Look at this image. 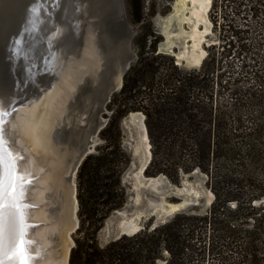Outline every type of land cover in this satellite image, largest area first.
<instances>
[{
	"label": "trees",
	"instance_id": "obj_1",
	"mask_svg": "<svg viewBox=\"0 0 264 264\" xmlns=\"http://www.w3.org/2000/svg\"><path fill=\"white\" fill-rule=\"evenodd\" d=\"M218 11H222L221 7L214 13ZM140 17L137 16V19ZM222 31V53L232 55L237 52V55H242L246 49L242 30L228 20L223 24ZM146 47L145 41L141 44L137 62L124 75L122 89L114 96L112 104L115 109L101 131L105 144L96 153L88 154L78 170L80 225L70 264H157L164 251L168 253L166 264H187L189 257L193 258L201 251L197 242L205 233L207 224L215 229L217 223H230L243 209L242 202H237L235 208L228 206L227 203L238 201L243 191L241 187L239 190L229 189L227 186L230 184H237L236 179L228 180L223 173L220 174V165L231 157V150L224 146L229 137L227 127L231 115L211 97L208 100L200 98L203 91L211 92L215 87H223L221 59L214 52H208L198 70L180 71L171 62L164 71L159 63L161 54L154 55V44L150 43L148 54L144 55ZM143 94L146 97H142ZM136 110H145L148 134L155 145L145 174L157 176L165 173L177 183L180 171L191 172L200 167L211 175L210 186L215 200L209 215L179 213L154 229L147 225L134 235H124L100 246L98 231L111 212L123 207L126 199L122 175L130 158L122 147L120 119ZM263 115L264 102L260 107V116ZM259 127L260 124H256L255 128ZM247 209L251 210L249 218H256V227L242 230L226 223L222 229L229 235L242 231L241 234L249 238L258 234V227L264 224V211L259 213L260 209L250 204V199ZM221 215L226 219H222ZM251 247L250 243L239 263L245 259L251 261L246 258L247 255L257 257Z\"/></svg>",
	"mask_w": 264,
	"mask_h": 264
},
{
	"label": "water",
	"instance_id": "obj_2",
	"mask_svg": "<svg viewBox=\"0 0 264 264\" xmlns=\"http://www.w3.org/2000/svg\"><path fill=\"white\" fill-rule=\"evenodd\" d=\"M98 3L100 13L96 15L87 13L91 6L90 0H0V99L7 105V108H2L3 111L12 114L17 108L37 101L48 88H51L67 62L77 57L82 51L89 27H92L96 33L103 57L102 68L95 78L86 76L79 84L72 105L80 106V112L85 111L89 118L93 112L104 110L112 94L122 88L126 71L137 59L129 49V43L136 31L131 30L125 20L123 0H98ZM109 11H113V19L120 32L118 38L111 37L107 41L99 29ZM59 30L61 33H58ZM72 54H75L74 58ZM118 75L120 77L117 80ZM85 92H88L86 97H84ZM86 98L88 102L82 105V101ZM142 115L141 112H135L127 116L130 129H135L128 138L129 142L137 143L136 149L135 147L129 149L131 162L123 174L124 183L128 185V201L125 207L113 211L111 217L105 220L98 235L100 242H111L124 235L136 234L145 228L142 224L143 219L152 218V229H154L169 221L178 211L203 213L212 204H205L206 196L204 195V201L202 202L200 197L199 204L188 205L172 213L161 210V204L167 207L169 203L165 200V196L173 193L179 195L177 193L179 187L169 185L163 174L154 177L146 176L145 172L151 162L152 153L150 150V156H147L141 145L143 128L148 137L145 116L143 115L142 123L139 120ZM7 117L4 119L8 122ZM75 124L79 126L78 122ZM106 125V120L92 123L90 119L84 129L74 130L77 134L76 138H70L66 142L68 148H74L76 151L66 177L74 184L77 208V226L70 234L72 245L69 257L75 246L72 234L79 228V202L75 179L82 162L92 152V136L98 135ZM63 130L64 124L59 128L61 142H64L60 133ZM13 153L19 158L17 160L19 170L18 162L21 157L14 151ZM18 174L21 175L19 171ZM128 180L132 183L135 181L136 185L128 183ZM25 181L26 194L27 186L32 183V180L25 177ZM156 181L159 182L155 185ZM137 190L143 194L141 205L139 197H136ZM179 196L184 198L183 194ZM192 197L195 198V196ZM21 203L26 206L23 209L25 223L29 226L28 235L34 242L35 248L36 243L31 233L39 223L29 218L30 209L35 205L28 201L26 195ZM139 214L140 217H138ZM128 215L138 223V229L131 234L125 231L127 228L124 227L125 224H122L130 219H125ZM32 255L33 264H37L36 262L40 259L39 253L35 251Z\"/></svg>",
	"mask_w": 264,
	"mask_h": 264
},
{
	"label": "rangeland",
	"instance_id": "obj_3",
	"mask_svg": "<svg viewBox=\"0 0 264 264\" xmlns=\"http://www.w3.org/2000/svg\"><path fill=\"white\" fill-rule=\"evenodd\" d=\"M175 1L176 0H123L125 20L128 22L131 30L136 31V34L129 43L130 51L137 57L131 66L135 64L139 58L141 44L146 41L147 47L145 48L144 55H147L150 42L153 41L155 42L154 55L161 54L159 63L164 71L170 67L171 62H173L174 66H177L178 70L185 72H192L201 67V65L198 67H191L185 63H179L177 62L178 60H176V56L172 53L164 52L160 49V47L164 45L166 37L158 28L159 22L164 21L173 13V4ZM219 7H221L222 11H218L217 14H215V9ZM224 13L226 17H224ZM140 15V19H137V16ZM209 20L210 27L207 29L205 37L203 38L202 48L205 50L206 54L208 52H214L217 58L221 59L222 69L220 72L222 74L221 84L223 87L219 88V86L217 88L214 86L215 88L211 92L203 91L202 97L200 98L202 100H208V98L211 97L213 102H217L222 106L221 108L223 110L228 111V114L231 115L227 127L229 137L228 140H225L224 144L225 147L231 150V157L229 161H227L228 163L226 162L220 165V174L223 173L222 175H225L228 180L236 179L235 182H237V184L235 183L233 186L230 184L227 186L229 189L233 187L239 190L241 187L243 191L240 193L238 201H231L227 203L228 206H230V208H235L240 202H242L244 206L236 220H231L230 223L228 221H223L221 224L217 223L215 229L207 224L205 233L198 238L199 241L197 242L201 247V251L198 250L200 252L193 258L189 257L187 264H264V224L258 227L259 230L258 232L256 231L258 234H255L251 238L245 234H241L242 231L238 234L229 235L222 229L226 223L242 230L246 228L252 229L253 226L256 227V220H254L256 218L253 216L249 218L250 214L248 213L251 211L247 209L249 199L250 204L255 206L256 209H260L259 213L264 211V131L263 128L261 129V125L264 124V115L260 116V107L264 102V0H212ZM228 20H232V23L242 30L241 37L244 42H246V49L242 55H237V52L235 53L236 55L233 53L229 55V52L222 53L224 44L222 27ZM184 27L188 29L186 24H184ZM200 30H203L202 25L200 26ZM188 44H190V42H188ZM178 49L177 45L173 47L175 54ZM160 71L163 73V70ZM120 90L112 94L110 101L105 105L103 111L93 112L90 118L86 115L85 111L80 112V106H76L74 112L79 111L78 116H76L74 122L70 125H64L63 132H60L62 140L66 143L70 138H76L77 134L74 130L84 129L86 123L90 121V119L92 123L99 120H106L108 124L112 117L113 110L115 109L112 101L114 100L115 94L119 93ZM87 95L88 92H85L84 97ZM142 97H146L145 94H143ZM86 102H88V98L82 101V105H85ZM135 112L143 113L146 124L145 110L130 111L129 113ZM129 113L120 119V130L122 147L129 155L130 164L131 156L129 149L131 147H135L136 149L137 143L136 141L130 143L128 139L135 130H131L128 124L127 116ZM237 119L239 121H237ZM76 122L79 124L78 127L75 124ZM255 123L258 124V126L260 124V127L255 128ZM255 129L259 130V132H255ZM101 131L98 135L92 136L93 147L91 153H96L98 148L105 144ZM148 138L153 156L155 145L151 141L149 134ZM159 174L165 176V181L169 185L179 187L177 192H180L187 186H191L192 191L199 193L198 199L201 197L202 202L204 201V190L210 191L213 193L212 195H214L212 197V204L208 207L206 212L195 213L194 211L187 212L186 210L178 211L173 214L170 219L179 213L199 216L209 215V210L215 200V194L210 186V174L204 172L200 167L194 168L191 172L180 171L177 183L173 182L165 173ZM75 181L77 183V177ZM127 182L136 185L135 181L132 183L131 180H128ZM122 183L126 190V199L123 205V207H125L128 201V185L124 183L123 175ZM142 195L143 194L139 190L136 191V197H139L140 205L143 201ZM165 200L174 204H179L183 201L182 196L175 193L166 195ZM196 204H199V201H197ZM111 213L106 219L111 217ZM258 214H256L257 217ZM129 218V215L125 217V219ZM221 218L226 219L223 215H221ZM142 224L144 227L149 225L148 227L152 229V218L143 219ZM78 229L72 234L75 245ZM98 242L100 246L109 243L107 241L100 242L99 237ZM250 243L252 245L251 250L257 257L254 256L252 258L251 255H247L246 258L251 259V261L245 259V261L243 260L239 263L240 260L243 259L242 254H244V251L246 252ZM162 256L163 258L159 259L157 264H166L168 253L164 251ZM68 264H70V257Z\"/></svg>",
	"mask_w": 264,
	"mask_h": 264
},
{
	"label": "bare ground",
	"instance_id": "obj_4",
	"mask_svg": "<svg viewBox=\"0 0 264 264\" xmlns=\"http://www.w3.org/2000/svg\"><path fill=\"white\" fill-rule=\"evenodd\" d=\"M211 3L212 0H176L173 13L161 21L158 27L166 37L160 49L172 53L179 63L191 67L200 66L207 55L202 48V42L210 27ZM90 11L100 12L98 0H91L88 12ZM184 24L188 29H185ZM201 25L203 30H200ZM58 33H61V30ZM176 45L179 49L175 54L173 47ZM74 56L75 54H72L73 58ZM102 62L96 33L89 27L82 51L67 62L53 86L37 101L17 108L7 117L5 130L10 146L21 157L18 162L19 172L32 180L27 186L26 197L35 205L30 209L29 218L39 223L31 233L36 243L35 251L40 256L37 264H68L72 245L70 234L77 226V208L74 184L66 177L76 151L59 140V128L63 124L70 125L78 116L77 112H74L76 107L72 105L78 86L86 76L95 78L102 68ZM119 77L120 75L117 80ZM0 104L2 108H7L1 99ZM143 118V115L139 118L141 123ZM141 142L147 156H150V143L144 128ZM158 182L156 181L155 185ZM203 192L206 196L205 204L210 205L212 193L207 190ZM177 193L184 195L183 201L179 204L168 203L167 207L161 204L163 212H176L196 204L199 200V193L192 191L191 186ZM122 224H125L128 234L138 229L134 218Z\"/></svg>",
	"mask_w": 264,
	"mask_h": 264
},
{
	"label": "snow or ice",
	"instance_id": "obj_5",
	"mask_svg": "<svg viewBox=\"0 0 264 264\" xmlns=\"http://www.w3.org/2000/svg\"><path fill=\"white\" fill-rule=\"evenodd\" d=\"M8 115L0 105V264H33L34 242L25 223L26 206L21 203L26 195V181L18 174L19 158L9 145L4 119Z\"/></svg>",
	"mask_w": 264,
	"mask_h": 264
},
{
	"label": "flooded vegetation",
	"instance_id": "obj_6",
	"mask_svg": "<svg viewBox=\"0 0 264 264\" xmlns=\"http://www.w3.org/2000/svg\"><path fill=\"white\" fill-rule=\"evenodd\" d=\"M90 2H91V0H90ZM87 13H89V12H87ZM90 13H93V11H90ZM99 13L100 12L95 11L94 14L98 15ZM135 18H136V16H135ZM127 24H128V22H127ZM159 24H160V22H159ZM99 31L104 34V36H105L104 38H106L107 41H109L111 37H113V38L119 37L120 29L118 28V26L115 23V20L113 19V11H109L108 14H106V16L103 18V21H102V24L100 26ZM150 43H152V45H153L155 42L151 41Z\"/></svg>",
	"mask_w": 264,
	"mask_h": 264
}]
</instances>
